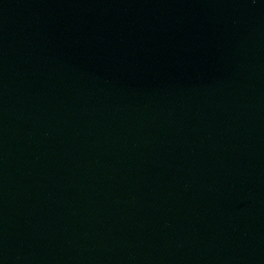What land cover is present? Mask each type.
I'll return each instance as SVG.
<instances>
[{
    "label": "water",
    "instance_id": "obj_1",
    "mask_svg": "<svg viewBox=\"0 0 264 264\" xmlns=\"http://www.w3.org/2000/svg\"><path fill=\"white\" fill-rule=\"evenodd\" d=\"M0 264H264V0H0Z\"/></svg>",
    "mask_w": 264,
    "mask_h": 264
}]
</instances>
